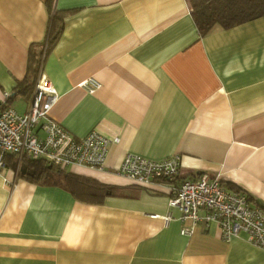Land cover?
Returning a JSON list of instances; mask_svg holds the SVG:
<instances>
[{
    "label": "crops",
    "instance_id": "1",
    "mask_svg": "<svg viewBox=\"0 0 264 264\" xmlns=\"http://www.w3.org/2000/svg\"><path fill=\"white\" fill-rule=\"evenodd\" d=\"M48 4L62 17L49 46ZM39 69L57 92L54 120L112 139L103 169L65 171L119 190L83 200L0 154V264H264V249L243 233L223 240L216 222L182 235L191 221L167 189L117 173L127 153L177 154L181 178L203 172L264 205V15L201 35L187 0H0V101L24 113ZM25 77L32 90L15 94Z\"/></svg>",
    "mask_w": 264,
    "mask_h": 264
},
{
    "label": "built area",
    "instance_id": "2",
    "mask_svg": "<svg viewBox=\"0 0 264 264\" xmlns=\"http://www.w3.org/2000/svg\"><path fill=\"white\" fill-rule=\"evenodd\" d=\"M87 92L99 84L93 79L80 83ZM0 101V154L15 155L22 160H43L60 169L72 166L103 169L112 139L91 130L82 138L74 137L50 116V108L57 100V92L39 69L28 109L16 111ZM3 161H0V166ZM181 160L177 154L163 159H150L127 153L117 173L135 185L146 188L164 187L168 193V207L177 208L179 221L190 219V226H182L180 233L191 236L200 222H216L221 238L245 234L251 244L264 249V209L251 202L244 190L226 186L216 177L201 174L195 179L180 178ZM150 217H158L151 214ZM164 223L173 217L161 216Z\"/></svg>",
    "mask_w": 264,
    "mask_h": 264
},
{
    "label": "trees",
    "instance_id": "3",
    "mask_svg": "<svg viewBox=\"0 0 264 264\" xmlns=\"http://www.w3.org/2000/svg\"><path fill=\"white\" fill-rule=\"evenodd\" d=\"M191 14L197 25L199 33L204 34L214 23H219L223 27L228 28L243 23L253 18L264 15V0H187ZM51 11V17L46 34L47 46L53 44L62 29V17L56 11H53L51 5L48 4ZM37 72V68L35 70ZM28 78V77H27ZM25 77L21 83L16 86L14 93H27L32 90L33 82L28 81ZM22 85V86H21ZM21 87V88H20ZM9 96L6 98L8 100ZM2 159L6 157L18 159L15 155L9 153L1 154ZM23 173L30 181L43 182L45 184H60L71 190L78 198L92 202H101L106 195L115 194L119 187L101 183L93 178L67 173L64 169L57 168L47 164L43 160H22ZM21 172V171H20ZM203 172L190 174L189 179L199 177ZM181 178V177H180ZM230 188L242 190L230 182H223ZM251 202H254L264 209V205H260L255 198L248 194Z\"/></svg>",
    "mask_w": 264,
    "mask_h": 264
}]
</instances>
